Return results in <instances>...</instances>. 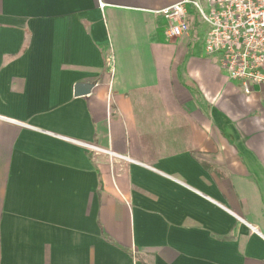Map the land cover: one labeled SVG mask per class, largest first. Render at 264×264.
<instances>
[{"label":"crops","instance_id":"crops-1","mask_svg":"<svg viewBox=\"0 0 264 264\" xmlns=\"http://www.w3.org/2000/svg\"><path fill=\"white\" fill-rule=\"evenodd\" d=\"M185 1L0 0V264H264L263 93Z\"/></svg>","mask_w":264,"mask_h":264},{"label":"built area","instance_id":"built-area-1","mask_svg":"<svg viewBox=\"0 0 264 264\" xmlns=\"http://www.w3.org/2000/svg\"><path fill=\"white\" fill-rule=\"evenodd\" d=\"M186 0L163 12L166 37L175 40L190 32L188 6L194 5L208 26L204 52L219 59L221 69L244 94L257 89L264 101V0ZM114 69V59L110 60Z\"/></svg>","mask_w":264,"mask_h":264},{"label":"water","instance_id":"water-1","mask_svg":"<svg viewBox=\"0 0 264 264\" xmlns=\"http://www.w3.org/2000/svg\"><path fill=\"white\" fill-rule=\"evenodd\" d=\"M94 85L92 84H80L75 88V96L76 97H83L89 95L93 90Z\"/></svg>","mask_w":264,"mask_h":264},{"label":"rangeland","instance_id":"rangeland-1","mask_svg":"<svg viewBox=\"0 0 264 264\" xmlns=\"http://www.w3.org/2000/svg\"><path fill=\"white\" fill-rule=\"evenodd\" d=\"M202 4H204L203 2H202ZM191 10L195 13V14H197L198 16H199V12H198V10L196 9V7L194 6V5H191ZM202 34H201V36H199V40H198V44H196L195 43V47L196 46H201V44L203 43V32H201ZM198 47V48H199ZM197 48V47H196Z\"/></svg>","mask_w":264,"mask_h":264}]
</instances>
